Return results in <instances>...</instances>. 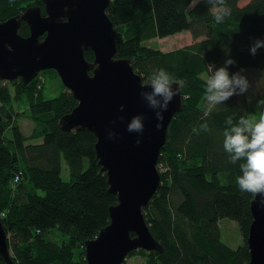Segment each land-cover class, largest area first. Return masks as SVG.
Returning a JSON list of instances; mask_svg holds the SVG:
<instances>
[{
    "label": "trees",
    "instance_id": "obj_1",
    "mask_svg": "<svg viewBox=\"0 0 264 264\" xmlns=\"http://www.w3.org/2000/svg\"><path fill=\"white\" fill-rule=\"evenodd\" d=\"M194 1L111 0L106 10L117 32L118 56L130 59L145 82L154 70L165 69L180 82L184 95L183 109L172 118L160 152L161 183L144 208L163 251L139 248L138 253L146 257L143 264H249L254 196L237 185L244 161L229 162L223 132L229 117L233 123L241 116L258 119V101L238 93L209 111L205 74L209 76V66H225L229 59L234 61L228 66L230 75L264 70V47L255 55L250 51L256 40H264V0L245 5L227 0L231 14L220 24L207 0L193 6ZM37 5L45 14L43 0H0V20ZM185 31L194 41L181 48L163 51L145 44ZM19 33L30 34L25 21ZM85 56L94 60L90 49ZM38 83L39 76L28 84L11 81L13 93L0 82V218L16 264H86L85 242L110 223V207L118 198L101 170L94 132L66 131L60 124L78 104L73 93L64 86L59 95L47 98ZM15 103L27 105L24 117L34 123L38 143L29 142L20 128ZM204 123L210 131L200 128ZM63 161L69 179L62 175ZM224 218L239 226L244 242L237 248L222 239ZM52 229L62 233L61 240L51 239ZM0 264H9L1 253Z\"/></svg>",
    "mask_w": 264,
    "mask_h": 264
},
{
    "label": "water",
    "instance_id": "obj_2",
    "mask_svg": "<svg viewBox=\"0 0 264 264\" xmlns=\"http://www.w3.org/2000/svg\"><path fill=\"white\" fill-rule=\"evenodd\" d=\"M111 0H43L21 14L0 20V80L28 84L43 70L54 69L77 99L60 124L66 131L89 130L109 191L118 202L110 207V223L85 242L86 264H124L130 252L142 248L163 251L145 218L144 208L161 183L159 156L174 115L183 109L182 87L163 113L162 127L141 92L150 91L130 59L117 54V32L107 14ZM28 36L19 33L22 22ZM44 36V37H43ZM43 37V38H42ZM92 50L94 60L85 52ZM174 81L173 88H178ZM181 85V84H180ZM143 117V132H129L133 117ZM2 116L0 115V120ZM114 132V138H109ZM140 141L137 143V141ZM251 202L253 221L247 244L249 264H264V207ZM0 253L11 257L6 229L0 220Z\"/></svg>",
    "mask_w": 264,
    "mask_h": 264
},
{
    "label": "clouds",
    "instance_id": "obj_3",
    "mask_svg": "<svg viewBox=\"0 0 264 264\" xmlns=\"http://www.w3.org/2000/svg\"><path fill=\"white\" fill-rule=\"evenodd\" d=\"M210 5L209 12L216 23L224 22L226 16L231 14L227 0H207ZM264 47V40H256L251 46V53L256 54L259 48ZM234 61L229 59L225 66L213 69L209 66V77L206 81L205 100L210 111L221 105L235 94H242L249 88V82L240 72L230 75L228 66ZM174 81L165 69L154 70L150 80L142 87L150 91L141 92L142 99L149 108L155 111L156 119L162 127L163 113L173 98L179 93L182 85L173 88ZM258 119L252 116H241L238 123H233L231 117L226 121L227 127L223 132V148L232 164L243 160L240 164L241 174L236 178L237 185L242 193H250L261 199L259 203L264 207V99L257 104ZM143 117L135 116L128 125L129 132H143ZM204 131H210L208 124L200 126ZM109 138H114L115 133L109 132ZM140 141L138 140L137 143Z\"/></svg>",
    "mask_w": 264,
    "mask_h": 264
},
{
    "label": "rangeland",
    "instance_id": "obj_4",
    "mask_svg": "<svg viewBox=\"0 0 264 264\" xmlns=\"http://www.w3.org/2000/svg\"><path fill=\"white\" fill-rule=\"evenodd\" d=\"M199 0H195L193 6ZM248 0H241L240 2L245 3ZM194 41L192 33L190 31H185L182 33H178L175 35H171L164 38H154L145 42L150 47L158 48L163 51H170L177 48H181L187 45H190ZM243 76H245L249 82V88L246 91L248 98L253 101H259L264 95V70L259 68H248L243 69L240 72ZM39 83L38 87L43 88V93H45L47 98H53L60 94L65 89V85H63L61 78L58 73L54 69L45 70L43 73L38 74ZM208 75L205 74V79H208ZM14 81V80H13ZM2 84L8 85L12 92L14 93V87L11 84V81L0 80ZM65 86V87H64ZM38 88V89H41ZM14 110L19 112L20 117L18 119V123L22 131L30 137L29 142H39L41 139L34 136V123L25 118V111L27 110V105L24 103H15ZM9 134L10 131L8 130ZM63 177L65 179H69V171L66 165V162L63 161ZM42 193V191H40ZM222 239L227 244H229L233 248H237L241 245L244 240L243 236L240 232L239 226L236 221L231 220L229 218H224L220 221ZM54 234L51 236L52 240L59 241L62 239L63 235L57 229H52ZM10 237V236H9ZM137 253L134 256H127L126 263L128 264H143L146 261V257L141 253H138V249L135 250Z\"/></svg>",
    "mask_w": 264,
    "mask_h": 264
},
{
    "label": "bare ground",
    "instance_id": "obj_5",
    "mask_svg": "<svg viewBox=\"0 0 264 264\" xmlns=\"http://www.w3.org/2000/svg\"><path fill=\"white\" fill-rule=\"evenodd\" d=\"M33 143H38V142H33ZM14 183L16 184V183H18V181H15ZM4 215H5V213H2V216H4ZM0 220H1V218H0ZM1 221H2V220H1ZM2 223H3V222H2ZM3 225H4V224H3ZM7 236H8V234H7Z\"/></svg>",
    "mask_w": 264,
    "mask_h": 264
},
{
    "label": "crops",
    "instance_id": "obj_6",
    "mask_svg": "<svg viewBox=\"0 0 264 264\" xmlns=\"http://www.w3.org/2000/svg\"><path fill=\"white\" fill-rule=\"evenodd\" d=\"M248 1H249V0H248ZM248 1H247V2H248ZM247 2H245V3H242V2H241L240 4H241V5H245Z\"/></svg>",
    "mask_w": 264,
    "mask_h": 264
},
{
    "label": "flooded vegetation",
    "instance_id": "obj_7",
    "mask_svg": "<svg viewBox=\"0 0 264 264\" xmlns=\"http://www.w3.org/2000/svg\"><path fill=\"white\" fill-rule=\"evenodd\" d=\"M29 26V25H28ZM29 29H30V27H29ZM20 79V78H19ZM19 79H16V80H19Z\"/></svg>",
    "mask_w": 264,
    "mask_h": 264
}]
</instances>
